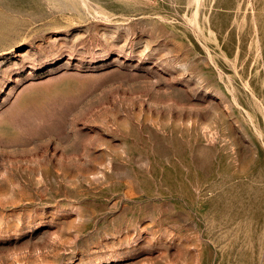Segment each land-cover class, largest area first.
<instances>
[{"label":"rangeland","instance_id":"obj_1","mask_svg":"<svg viewBox=\"0 0 264 264\" xmlns=\"http://www.w3.org/2000/svg\"><path fill=\"white\" fill-rule=\"evenodd\" d=\"M0 264H264V0H0Z\"/></svg>","mask_w":264,"mask_h":264}]
</instances>
